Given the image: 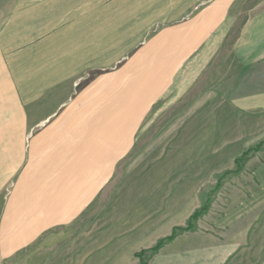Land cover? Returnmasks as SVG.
Wrapping results in <instances>:
<instances>
[{"label":"crops","instance_id":"0c3cea01","mask_svg":"<svg viewBox=\"0 0 264 264\" xmlns=\"http://www.w3.org/2000/svg\"><path fill=\"white\" fill-rule=\"evenodd\" d=\"M236 3L0 0V264H135L170 236L180 197L165 209L158 189L118 220L109 206L73 237L53 233L103 195L154 106L201 83L236 25ZM233 54L250 74L263 71L264 12L243 26ZM216 96L188 114L193 152L208 151L206 139L237 112L264 111V92L211 109ZM237 214L235 238L187 256L165 246L151 264H264V223L244 242Z\"/></svg>","mask_w":264,"mask_h":264},{"label":"rangeland","instance_id":"374dc122","mask_svg":"<svg viewBox=\"0 0 264 264\" xmlns=\"http://www.w3.org/2000/svg\"><path fill=\"white\" fill-rule=\"evenodd\" d=\"M261 12H264V0H237L233 8L236 25L201 83L184 94L181 90L173 91L154 106L132 152L119 164L115 178L103 195L77 222L55 231L54 235L64 233L73 237L104 217L109 206L116 210L117 218H113L118 220L119 215L123 216L125 205H136V200L146 199L144 197L158 189L157 192L164 195L165 209L171 204L173 194L180 197L179 211L173 217L176 226L170 236L176 229H186L190 218L208 204L205 214L191 222L190 230H178L175 239L163 246H168L167 253L187 256L214 242L235 238L237 226L233 221L239 212L246 216L243 241L253 239L251 234L264 223V111L253 115L237 112L235 117L221 123V136L206 139L208 151L189 149L186 130L188 114L194 107H200L207 95L213 97L217 93L216 100L221 101V105L213 103L210 108L223 109L222 105L228 106L235 97L264 92L262 60L263 71L250 74L233 54L241 29ZM209 101L210 105L211 98ZM209 105L204 104L197 112L202 108L199 113L207 112ZM209 124L216 123L210 121ZM199 140L205 141L197 138V142ZM155 179L164 184L160 182L156 186ZM172 180H179L178 185L176 182L172 185ZM129 215L132 219L135 217L134 213ZM152 250L143 251L139 256L141 262L135 264H151L150 256L161 249L156 253Z\"/></svg>","mask_w":264,"mask_h":264},{"label":"trees","instance_id":"16d2710c","mask_svg":"<svg viewBox=\"0 0 264 264\" xmlns=\"http://www.w3.org/2000/svg\"><path fill=\"white\" fill-rule=\"evenodd\" d=\"M247 154V153H245ZM208 210V204H206L200 211L196 212L191 218H190V221H189V224H188V227L186 229H176L174 231V233L168 237L167 239H164L162 241H160L156 247L153 248V253H156L158 252L160 249L163 248V246L167 243V242H171L175 239V237L177 236V233L178 230L179 231H184V230H190L192 228V225H191V222H194L196 220H198L203 214H205V212Z\"/></svg>","mask_w":264,"mask_h":264}]
</instances>
